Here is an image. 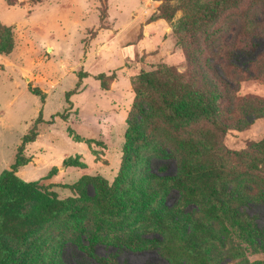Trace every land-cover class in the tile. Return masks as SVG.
<instances>
[{
  "label": "rangeland",
  "instance_id": "374dc122",
  "mask_svg": "<svg viewBox=\"0 0 264 264\" xmlns=\"http://www.w3.org/2000/svg\"><path fill=\"white\" fill-rule=\"evenodd\" d=\"M38 1L0 0V30L14 43L11 54L0 55V165L14 160L22 137L41 118L35 142L24 151L30 162L17 176L55 192L64 208L19 249L49 253L48 264H176L168 256H179L182 243L151 224L149 214L158 210L177 218L189 214L210 227L209 264H264L258 241L244 229L264 231V184L252 169L264 139V9H228L216 23L196 27L194 38L184 37L211 79L221 129L205 117L170 122L146 102L140 138L116 183L134 99L131 76L165 65L184 80L192 77L173 32L182 11L146 27L163 1ZM242 11L246 24L239 22ZM79 73L88 76L77 86ZM99 74L105 77L96 80ZM185 141H193L198 153L187 151ZM69 158L85 168L66 166ZM210 161L222 171L226 189L217 219L199 213L210 204L186 176ZM83 175L102 176L137 207L107 213L91 186L84 195L64 187ZM191 187L197 197L187 201Z\"/></svg>",
  "mask_w": 264,
  "mask_h": 264
},
{
  "label": "trees",
  "instance_id": "16d2710c",
  "mask_svg": "<svg viewBox=\"0 0 264 264\" xmlns=\"http://www.w3.org/2000/svg\"><path fill=\"white\" fill-rule=\"evenodd\" d=\"M42 1L44 0H40L38 3ZM158 1H163L164 4L157 12L151 14L147 19V24L158 20H172L177 10L182 11V17L173 25V32L178 39L177 45L181 46L185 52L192 77L189 80H184L171 67L165 65L131 76L134 99L132 110L125 121L123 155L116 183L128 168L133 156V147L140 138L138 120L145 111L146 102L149 103L147 104L148 108L162 113L170 122L205 117L212 120V124L217 130L221 129L214 120L217 114L218 100L215 98L216 92L211 90V79L203 73V67L199 64L196 56L190 54L189 48L184 44V37L188 35V37L194 38L196 27L216 23L228 9L249 10L257 6L264 9V0ZM172 1L178 3L177 7L170 6ZM239 15V22L246 24L248 21L244 11ZM101 20L103 17L100 15ZM262 24L264 30V21ZM5 36V31L0 30V55L8 56L14 49V43L11 34H8L4 41ZM87 76L86 73H79L77 86H80L82 79ZM104 77V74H99L96 80ZM110 79H115L114 74L110 75ZM101 89L106 91L107 86L102 85ZM40 121L41 118H37L32 129L22 137L9 169L0 173V264H30V261L35 257L38 259L37 264H48L49 253L29 255L24 250L21 251L19 247L23 246V242L32 234L31 232H35L53 220L64 208V201L58 199L55 192L40 186L38 182H26L17 176L19 169L30 162L25 157L24 151L28 144L35 142L38 136L36 125ZM182 146L187 151L198 153L197 146L193 141L182 142ZM257 148L261 157L252 169L261 176L264 184V139L258 142ZM64 164L69 167L85 168V165L76 158H69L64 161ZM186 176L194 186L198 187V191L203 190L208 199L206 203L210 204L199 213L204 212L207 217L217 219L225 203L223 196L226 191L222 186L223 176L220 168L215 162L210 161L208 164L204 163L199 168L187 172ZM178 182L183 183V178L180 177ZM90 186L94 190L98 208L104 212L121 213L127 210L129 204L133 208L137 207L136 202L121 198L116 187L110 186L107 180L100 175H83L76 183L64 185L65 188L72 190L77 195H84L86 188ZM196 197L197 192L193 187L189 188L184 195L187 201H194ZM79 212H81L80 209L74 210L72 216L77 217ZM192 218L189 214L177 218L158 210H152L149 214L153 226L164 234L181 240L179 256L169 254L170 261L177 264L179 263L178 259H181L184 261L182 264H209L205 246L212 237L211 229L206 224L198 220L194 221ZM189 220L194 222L190 223ZM244 229L247 230L245 232L250 239L258 241V247L264 252V231H250L246 225ZM123 243L128 244L127 241ZM162 244L163 241L158 242L157 250L161 248Z\"/></svg>",
  "mask_w": 264,
  "mask_h": 264
},
{
  "label": "crops",
  "instance_id": "0c3cea01",
  "mask_svg": "<svg viewBox=\"0 0 264 264\" xmlns=\"http://www.w3.org/2000/svg\"><path fill=\"white\" fill-rule=\"evenodd\" d=\"M158 21H163V20H158ZM155 22H157V21H155ZM153 23V22H152ZM147 24V23H146ZM146 27H152V25H151V23H149V24H147V25H145ZM15 156V155H14ZM14 158V157H13ZM12 162H13V160L11 161V162H7L5 165H3V166H1L0 165V173L3 171V170H6V168L7 169H9V167H10V165L12 164ZM17 173H19V171L17 172Z\"/></svg>",
  "mask_w": 264,
  "mask_h": 264
}]
</instances>
